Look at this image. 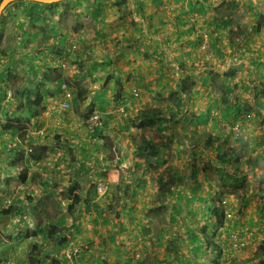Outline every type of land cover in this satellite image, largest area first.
<instances>
[{
  "label": "crops",
  "instance_id": "0c3cea01",
  "mask_svg": "<svg viewBox=\"0 0 264 264\" xmlns=\"http://www.w3.org/2000/svg\"><path fill=\"white\" fill-rule=\"evenodd\" d=\"M81 7L73 32L108 44L96 52L80 39L74 76L82 88L72 90L91 93L77 103L89 106L85 118L93 121L87 127L74 117L75 131L62 115L56 131L67 140L56 149L58 190L67 199L76 182L80 202L49 223L64 236L51 241L56 254L36 256L38 264H264L257 246L226 250L228 222L218 224L211 210L224 199L237 225L259 221L264 233V4L96 0L87 13ZM201 29L211 37L198 54ZM41 166L35 170L53 172ZM38 182L56 191L50 177Z\"/></svg>",
  "mask_w": 264,
  "mask_h": 264
},
{
  "label": "rangeland",
  "instance_id": "374dc122",
  "mask_svg": "<svg viewBox=\"0 0 264 264\" xmlns=\"http://www.w3.org/2000/svg\"><path fill=\"white\" fill-rule=\"evenodd\" d=\"M81 10L83 11L84 8L81 7ZM19 11L20 7L11 5L8 11L6 10L4 12L3 10L0 15L3 17L0 21V75L1 73L6 74L5 77L0 80L5 81L1 82L0 87L6 92L5 95H2L4 96L2 104L9 112L13 110L16 111L15 117L20 119L19 122H15V125L18 126V132L15 135L16 143L11 144V146L18 145V150L24 151V155L29 152L30 148L32 150L35 149L39 152H43L44 157L37 163L39 165L31 164L28 168L25 167L21 159H14L12 163L15 168L11 170L10 164L7 163L8 158H6L7 153H5L3 149V142H0V184H2V186H0V247L5 249H3V252H0V263L1 261H9L11 264H38L39 262L36 260V256L43 254L51 257L53 252L56 254L57 252L50 247L51 241L54 244H58L59 240L64 236L60 235L59 237L53 230L51 231L49 223L56 222L62 213L70 212L67 210L68 198L66 199V197L62 195L61 190H58V188L64 185V182L62 184L58 183L57 168L61 166L62 161L57 155L56 149L66 147L62 142L67 141L63 138L65 137L64 134H57L60 130H63L61 121L62 115H67L66 117L70 120L66 123L68 124L66 128L75 131L77 127L81 126L78 124L80 119L87 121L84 123L87 127H90L89 124H91L93 120H89L88 116L85 118L88 114L87 107L89 106H83L82 102L79 104L77 103L76 106L70 103L67 109L61 110L59 106L61 93L54 94V98H51V103L47 105V108L44 110L45 112H42L40 107L37 108L38 111H40L37 120L32 118L27 120V104L22 94H20L18 98L16 93L17 91L24 93L28 89H35L36 83H33V71H36L37 75L40 77L50 73L44 82L48 84V86L55 82L54 79L63 81L69 88L71 87V90L82 88V84L80 83V77L74 76L75 71L78 69L75 58L79 53H72L67 47V44H65L66 42L59 43L58 37L54 38L53 36L43 33H40L33 42L30 40L21 42L22 39L20 38V32L17 28V24L20 23V21L26 23V28L29 29L30 34H33L36 30H31L30 27L27 26L26 19ZM76 11L69 10L65 16H57L53 19L58 24L59 33L62 36H72L73 39L80 42V39L87 40V38L90 37L88 36L90 32H87V35L83 36V38L77 36L73 32V29L75 31L77 29L73 16V13H76ZM87 12L89 11L85 13ZM82 20L86 23L87 28L92 26V22L88 21L87 18ZM41 32H43V29ZM69 32L70 34H67ZM105 38L87 40L88 47H90L88 49L95 48L94 51L99 49L104 50L108 44ZM40 39L45 40L43 41ZM204 43L205 48H201ZM208 47L209 39L205 37L204 41L199 44L196 52L198 54L206 53ZM86 49L87 48L84 50ZM63 51H65L64 54L67 57V59H64L66 62L69 61L68 68L66 66L65 69H62L56 62L57 57L61 56ZM66 51H70L71 54ZM82 52L80 56L83 55ZM35 54H38V58L33 59L32 57ZM50 61H53L54 65H52L55 66L57 70L54 76L52 68L47 64ZM89 66L90 65H88V68ZM86 80L87 82L85 86H83V90L86 89L85 87L88 86V83L92 80V75L89 77L87 76ZM82 93L86 99L91 96V93L88 91ZM84 107L85 110H83ZM144 111H151V109L146 108ZM45 113H48L46 116L47 118L44 117ZM76 116H79L80 119H75L74 117ZM7 121L14 122V118L10 116ZM86 130L87 129H85V131ZM10 136L11 134L5 133L3 136H0V141L3 140L5 143L9 144ZM51 139H53V141H51ZM70 154L71 151H69V155ZM74 161V158H71V162ZM41 164L44 168L46 167L47 171L51 168L53 172L47 173L42 169L39 171L35 170L40 169L42 167ZM53 174L54 176H52ZM12 176L16 179L17 177L19 178L17 181H14L12 180ZM43 176H45V178L50 177L52 181L56 183L54 185V188H56L55 192L48 191V187L43 188L42 185L39 184L38 179ZM6 199L11 200L9 206H7L5 202ZM228 204L229 202L227 201V205ZM9 207L15 210L16 214H3L2 211H5ZM238 208V210H240V205ZM237 214V212H234L233 215L227 217V228L231 229V232L247 236L249 231H255L250 230V228L246 229V227L255 228L254 226L237 225ZM44 223L46 225L43 228L39 231L36 230L37 225L43 226ZM230 224L234 226L231 228ZM50 231L52 234H49ZM254 233H256V231ZM256 234L258 235V233ZM11 253L15 258H11ZM68 254L71 259V254L69 252ZM132 255L134 259H140V253H138L137 258L134 257V252L131 256ZM133 258L131 261H135Z\"/></svg>",
  "mask_w": 264,
  "mask_h": 264
},
{
  "label": "trees",
  "instance_id": "16d2710c",
  "mask_svg": "<svg viewBox=\"0 0 264 264\" xmlns=\"http://www.w3.org/2000/svg\"><path fill=\"white\" fill-rule=\"evenodd\" d=\"M1 1L2 0H0V3ZM93 1L96 2V0H63L60 2H56V3L46 4V3L36 2V1H29V0L14 1L5 7L4 12L6 10L8 11L11 5H16L17 7H20L19 13L22 14V16L26 19L27 26H29L31 30H36L34 31L33 34H30L29 29L26 28V23H23L24 21H20V23L17 24V28L20 32V38L22 39L21 42H25L28 40L33 42L40 35V33H43V34H48L49 36H53L54 38L58 37L59 43H64V40L66 42V38L68 36L67 37L66 35L62 36L59 33V26L54 21L53 18L57 16H65L67 14V11L69 10L76 11L83 4L85 5L86 9L90 11L89 8L91 7V2ZM195 9L198 11L202 10L198 8H195ZM99 12L100 11L98 8L93 9L91 11V16H95ZM73 16L74 18H77L78 13L74 12ZM2 18L3 17L0 16V21L2 20ZM42 29H43V32H41ZM205 37L210 38L211 33H209L207 29H201V33L198 35V41H197L198 44H201L204 41ZM40 40L44 41L45 39H40ZM32 58L33 59L38 58V54L33 55ZM47 64L49 65V67L52 68L53 76H54L57 70H56V67L53 66L54 65L53 61H50ZM32 74H34L33 83H36L35 89L34 90L28 89L24 93L17 91L16 93L18 98L20 94H22L23 99L25 100V103L27 104L26 106V110L28 112L27 117H26L27 120H30L31 118L35 120L37 119L38 114L40 112L38 111L37 108L40 107L41 111H43L45 109L46 99L54 98L53 96L55 93L60 94L61 93L60 87L63 83V81L61 80L54 79L55 82L51 84L50 86H48V84L44 82L50 73L47 75H42L43 77H40L39 75H37L36 71H33ZM5 75H6L5 73H1L0 80H2L5 77ZM1 82H5V81H0V85H1ZM0 90H1L0 91V136H3L5 133L11 134L9 144L5 143L3 140L0 141V142H3L2 145H3L4 152L7 153L6 158H8L7 159L8 162L7 161L6 162L10 164V169L12 170L15 168L14 164L12 163V160L21 159L25 167L28 168L29 165L31 164L34 165V164L39 163L43 159L44 153L39 152L35 149L32 150L30 148L29 152H27V154L24 155L23 153L24 151L18 150L17 148L18 145H15L13 147L11 146V144L16 143L15 135L18 132V126L15 125V122L16 121L19 122L20 119L18 117H15L16 111L13 110L9 112L8 110L5 109V106L2 104L4 100V96L2 95H5L6 92L5 90H2L1 87H0ZM71 92L73 94V90H71ZM262 93L264 94V90H262ZM82 96H83V93L78 91V94L75 93L72 98V100L74 99L75 103H73L72 101L71 103L75 106L77 104L78 99H80ZM10 116L14 118V122L7 121ZM239 138L240 136L237 139ZM51 141H53V139H51ZM0 173H1V169H0ZM18 178L19 177H17L16 179L15 177L12 176V180L14 181H17ZM0 186H2V184H0ZM78 189H79V185L76 182H74L73 185L69 187L70 197H67L69 200V203L67 204V210L70 212L73 211L80 202V195L77 192ZM0 202H1V199H0ZM5 202L7 203V206L11 204L10 199H6ZM240 203H241L240 204V209H241L242 206L244 207L245 205L243 203V198L240 199ZM211 210H212V213H214L216 216V222L222 226L224 217L226 216V211H227L226 205L222 204L221 199H218L216 201L215 208H211ZM2 212L3 214L5 213L8 215L16 214V211L13 209H10V207ZM250 225L256 228L255 229V228L250 227V230H258V232H256L258 233V235L264 234V233H261L262 229H261V224L259 221L252 223ZM249 232L256 234L254 233L255 231H249ZM224 233H227V231H225ZM49 234H52V233L49 232ZM262 254H264V241L259 242V244L257 245V251H256V255H262Z\"/></svg>",
  "mask_w": 264,
  "mask_h": 264
},
{
  "label": "built area",
  "instance_id": "2783aa9c",
  "mask_svg": "<svg viewBox=\"0 0 264 264\" xmlns=\"http://www.w3.org/2000/svg\"><path fill=\"white\" fill-rule=\"evenodd\" d=\"M260 1L264 3V0H260ZM66 44L72 53H78L80 51V48L83 47V45H81L79 41L73 39L72 36H68L66 38ZM201 48H205V43L204 45H202ZM59 63L61 67L64 69L66 66H68L67 62L64 59L60 60ZM60 88H61V101L59 102V106L61 110H65L69 107V104L71 103L73 98V94L70 88L65 83H62ZM131 93L134 97H138V91L136 88L132 89ZM118 112L123 113L124 111L121 108L118 110ZM238 128H239L238 125H235L233 127L235 131L238 130ZM38 134H42V133H38ZM105 188H106L105 184L100 181L96 187L97 194L101 196L105 192ZM222 204L225 205L226 204L225 201H222ZM262 241H264V234L257 235V234H253L252 232H249V234H247L246 237H242L240 234H237L235 232H230L228 249L230 251L235 252L246 246L255 245ZM134 257L135 258L138 257V251H135ZM0 264H11V263L9 261H2Z\"/></svg>",
  "mask_w": 264,
  "mask_h": 264
},
{
  "label": "clouds",
  "instance_id": "9594fccd",
  "mask_svg": "<svg viewBox=\"0 0 264 264\" xmlns=\"http://www.w3.org/2000/svg\"><path fill=\"white\" fill-rule=\"evenodd\" d=\"M259 1H260V0H259ZM261 3H263V2H261ZM263 4H264V3H263ZM87 43H88V42H87ZM67 52H69V51H67ZM59 57H60V56L57 57L56 62H57V63L59 64V66L61 67L59 61L62 60V59H64V58H59ZM64 60H65V59H64ZM65 61H66V60H65ZM67 65H68V62H67ZM61 68H62V67H61ZM67 68H68V66H67ZM62 69H64V68H62ZM246 118H247V120L249 119L248 116H246ZM238 126H239V125H238ZM222 201H225V203H226L225 205H226V207H227V206H228V205H227V201L224 200V199H222L221 202H222ZM230 215H231V214H230L228 211H226V216L224 217V219L227 220V217H230ZM227 222H228V221H227ZM230 230H231V229L226 228L225 231H227V233H224V237H223L224 239L227 240V243H228V244H227V248H226V250H229V249H228V246H229V235H230V232H231ZM241 236H242V237H246L245 235H241ZM258 244H259V243H258ZM258 244H255V245H249V246H246V247H256ZM244 248H245V247H244ZM242 249H243V248H242ZM229 251H230V250H229ZM238 251H239V250H238ZM230 252H234V251H230ZM235 252H237V251H235ZM134 253H135V252H134ZM138 253H139V252H138ZM1 262H2V261H1Z\"/></svg>",
  "mask_w": 264,
  "mask_h": 264
},
{
  "label": "water",
  "instance_id": "95a60500",
  "mask_svg": "<svg viewBox=\"0 0 264 264\" xmlns=\"http://www.w3.org/2000/svg\"><path fill=\"white\" fill-rule=\"evenodd\" d=\"M14 1H27V0H2L0 3V15L2 11L5 9V7ZM29 1H36V2H41V3L51 4V3H56V2L63 1V0H29Z\"/></svg>",
  "mask_w": 264,
  "mask_h": 264
}]
</instances>
